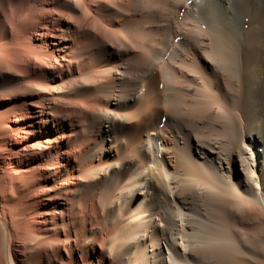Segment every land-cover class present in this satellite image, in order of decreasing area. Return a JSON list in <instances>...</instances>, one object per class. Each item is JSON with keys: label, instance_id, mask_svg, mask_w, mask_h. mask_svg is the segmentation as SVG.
Wrapping results in <instances>:
<instances>
[{"label": "bare ground", "instance_id": "6f19581e", "mask_svg": "<svg viewBox=\"0 0 264 264\" xmlns=\"http://www.w3.org/2000/svg\"><path fill=\"white\" fill-rule=\"evenodd\" d=\"M249 6L0 0V264H264Z\"/></svg>", "mask_w": 264, "mask_h": 264}, {"label": "rangeland", "instance_id": "374dc122", "mask_svg": "<svg viewBox=\"0 0 264 264\" xmlns=\"http://www.w3.org/2000/svg\"><path fill=\"white\" fill-rule=\"evenodd\" d=\"M220 2L226 3L228 7L227 8L228 16L231 20L233 19L232 20L233 22L236 23V28L238 30V38L239 40L243 39L242 37L245 36V33L249 29V26L251 24L252 26H254V22L253 20H251L252 16H250L249 14V11L251 9L249 6L250 0H226V1L220 0Z\"/></svg>", "mask_w": 264, "mask_h": 264}]
</instances>
